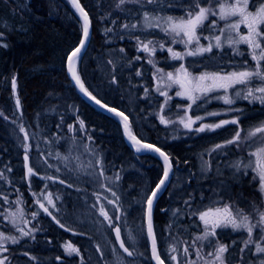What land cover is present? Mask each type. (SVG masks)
<instances>
[{"label": "trees", "instance_id": "16d2710c", "mask_svg": "<svg viewBox=\"0 0 264 264\" xmlns=\"http://www.w3.org/2000/svg\"><path fill=\"white\" fill-rule=\"evenodd\" d=\"M79 2L92 26L90 41L77 62V72L82 82L102 103L127 115L133 135L164 150L172 161L174 176L179 175L177 180L176 176L172 179L161 194L153 213L156 237L168 240L176 228V220L170 218V209L181 211L180 225L185 226L199 219V215L191 216L193 209L200 211L209 204L208 196L216 182H213V176L203 179L200 173H196L199 159L197 152L212 141L216 142L217 138L200 133L192 141L171 139L169 127L160 122L157 111L161 110V100L164 98L155 92V83L159 71L172 69L169 66L171 53L166 50L170 43L156 33H146L142 15L145 11L153 15L159 12H151V6L147 3L125 4L118 8L119 0ZM166 7L163 5V9ZM165 10L171 11L169 8ZM124 24L129 27L124 28ZM133 24H136L135 28L131 27ZM82 26L83 22L69 0H0L1 204L7 198L14 200L19 196H29L28 173L25 169L29 145L26 140L19 141L13 129L18 128L20 122L29 132L30 128L36 127L38 119L42 120L41 112L47 108L53 111L54 106L63 112L66 106V111L70 113L67 107L77 104L80 107L79 119L84 122L86 129L89 127L95 131V138L100 134L105 137L107 126L110 123L114 125L117 133H112L111 141L106 142L109 153L107 159L121 169H127L128 162L132 166L137 165L133 170L135 173L130 172L120 180L121 188L130 198L139 191L141 177L145 178L146 187L151 189L163 176L162 162L151 154H135L125 143L119 123L83 100L69 79L67 58L79 46ZM149 40L156 46L154 54L141 50L139 42L147 43ZM14 79L19 105L14 99ZM162 111L168 115L172 109L165 107ZM47 120L51 124L46 132L52 138L59 132L58 119L49 114L42 123ZM10 121H14L16 127ZM148 162L151 168H147ZM248 182V177H244L237 192H241L243 201L251 199L249 193L256 194L253 200L259 203V191H254L253 187L250 192L245 190ZM231 185L236 190L237 183ZM131 213L135 216L137 209L132 208ZM157 241L160 255L165 259L160 241ZM230 248L235 252L231 254V257L236 256L234 262L240 260V264H245L244 259L237 256L238 245Z\"/></svg>", "mask_w": 264, "mask_h": 264}, {"label": "rangeland", "instance_id": "374dc122", "mask_svg": "<svg viewBox=\"0 0 264 264\" xmlns=\"http://www.w3.org/2000/svg\"><path fill=\"white\" fill-rule=\"evenodd\" d=\"M191 2L192 0H157V3L154 5H147L151 6V12H159V14H156L157 16L171 15L174 17H182ZM201 2L206 4L207 0H201ZM212 3L213 6H215V0H212ZM163 5L165 7L167 6L165 9L169 8L171 11L163 9ZM214 19L218 20L217 17H210L209 21ZM224 23V21L218 20L219 27H223ZM143 30L146 33H156L157 36L165 38V40L170 43L166 46L167 51L168 48H172L173 51L186 53L189 49H194L197 46L195 42L188 46L182 42H174L172 36L162 31L161 28L143 27ZM240 30L241 32H246L243 25ZM199 34L201 37L200 44L207 46L209 42L215 44L213 37L219 35V32L211 28L209 22H206L204 29L200 30ZM176 39L177 41L179 40V38ZM239 48L244 55L235 54L233 48L224 44L222 48L213 47L210 53L197 56L185 55L181 60V64L180 60L173 59L170 54L169 66L172 69H162V71H159L155 83V92L159 94V97L164 98L161 100L162 108L159 107L161 110L157 111V115L159 114L160 117L163 115L164 118L169 121V123L163 124L169 127L171 139L174 138L175 140L185 141H191L199 137L200 132L195 131V129L200 127L202 123H207L204 118H208L209 124H212L218 123L221 120H231L239 117V125H225L226 130L223 129L225 132L219 141L212 142L208 146L200 148L197 152L199 159L196 173H200V177L203 179L213 176V182H216V185H212V192L210 191L211 193L208 196L210 204L200 211L207 210L209 207L221 206L224 203H228L234 208H242L245 214L255 216L254 205H259L262 210H264V205L261 204V201L259 203L250 202V204L244 202L240 205L239 201L242 200L241 192H235L232 199L230 196L232 194L230 184L232 182L240 184V179L245 177L243 165H241V171L239 172H237L232 165L238 160H243L244 164H247L250 159H254L250 157L248 153L255 149V145L251 148L247 147V145H241L240 147L228 145L216 151H212V149L216 144H224L225 141L231 139L238 128L243 129L241 132L242 139L246 137L250 128L264 121V104H260L258 101L252 102L250 100L237 98L235 93L241 91L243 95L244 89V86L237 85L229 89L227 93L234 99L235 102L233 104L228 105L224 103L223 99H217L216 97H223L225 95L223 90H218L208 93L205 96H200L196 103L192 104L189 109L188 105L191 104V101L185 97L176 96V92L180 91V88L178 85L171 84L166 75L169 72L175 75L177 69H179L181 65L187 68L188 72L194 76H198L203 72H219L225 74L234 70H241L244 67H253L255 61L251 58L250 49L244 44H241ZM245 61L247 64H245ZM255 83L258 84L259 82L257 81ZM158 87L160 91H157ZM13 90L14 99L17 101L18 96L16 88H13ZM161 92H167V96L161 95ZM197 95L199 96V94ZM165 107L172 109L170 114L168 113V115H166L165 112L162 111ZM56 108L57 106H54L53 111L50 112H48V108L45 109L44 112H41V119L43 120L45 118L44 114L47 113L48 116L49 114L57 116V119L60 121L63 110H61V108L57 110ZM67 108L70 110V113H73L72 116H78L80 107L77 104L69 105ZM64 109V112L68 111H66V106ZM211 112H217L219 115L211 116L209 115ZM188 116H192L193 119L196 116H201L203 119L196 121L192 128L188 129L179 123L181 117L187 118ZM117 119L121 122L119 118ZM42 120L38 119L36 126H43L46 130L51 122L47 120L43 124ZM80 121L81 119H76L75 123L77 128H75V134L72 137L71 144L66 146L62 145L61 137H58L55 141H53V138L50 140L47 137L42 140L36 139L33 131L29 130V132H27V128L23 127L25 126L23 125L24 123L21 124L19 122V127L13 129L18 135L19 141L26 140L29 144L26 155L28 157L29 166L34 169L37 175L29 176L28 178L33 188L30 186L27 192L33 195L32 199H28L27 196L23 195V197L19 196L14 200L7 198L4 204L0 203V233H2L4 237H14L18 240V243H12L11 239H0V243L8 249L6 252L0 249V259L7 257L6 264H29L22 256H18L19 259H15L16 253L14 254L12 248L21 249L18 245L23 244L25 246L27 245L24 243L26 240H34L36 238L41 217L37 206L38 204H36L37 200L45 203L58 218H62L78 233L79 236L75 238L72 244L80 249V254L83 257L81 261V256H79L81 264H119L120 261H122L123 264H150L151 256L148 238L145 227L143 226L144 221L140 222L139 220L144 218L147 207L146 202L154 188H147L145 185V178L141 177L139 191L134 194L133 198L125 194V191L120 186V180L122 176L126 174L129 175L130 172L135 173L136 171L133 170L137 168V165L132 166L131 163L128 162L127 169H121L107 159L109 153L106 142L111 141L113 136L112 133H117L116 130H114V125L110 123L105 132L106 136L104 137L100 134L97 137L99 141H96L93 139L95 131L89 127H87V130H84L80 127ZM10 123L13 127H16L14 121H10ZM21 127H23L24 131H21ZM33 129L38 130L37 128ZM119 129L124 139V134L120 125ZM206 132L211 133L213 131ZM25 133H27V139H25ZM78 135L79 137L76 139ZM151 167V163L148 162L147 168ZM174 173L175 171L173 169L171 179L176 176L177 180L179 175L176 174L174 176ZM254 175L255 173L251 169H247L246 176L251 177L249 182L252 181L254 184V191H258V180L252 179ZM53 176L60 178L62 176V178L68 183H71L73 187L66 191L59 189L53 180L47 179V177ZM249 182L245 185V190L250 192L252 191V185H250ZM41 193H43V195H41ZM49 193H51L55 207L48 203L47 197ZM113 193H115V195H113ZM249 195L252 196L251 200H253L256 194L249 193ZM109 201H114V203H109ZM101 207L108 212L109 217H111V222L101 215ZM132 208L137 209V214L135 216H132L134 215L131 213ZM200 211H198L197 208L193 209L191 216H197ZM194 212L197 214H193ZM12 213H16V216L13 217ZM33 213H37V215L33 216ZM169 214L171 215L170 218H173L174 221L176 220L177 224L174 223L176 228L172 230L170 238L168 240L166 239L167 241L157 238L162 246L165 263L175 264L174 261L168 258L170 255H177L180 264H184L186 259L196 261L195 246L192 245V242L197 236L203 235V222L200 221V219H196V221L190 224L186 223L184 226L180 225L181 221H179L181 211L174 208L170 209ZM193 219L194 218H191V220ZM13 221L15 222L13 223ZM115 224L121 225L123 236L129 248L134 251L136 256L135 259H127L117 249L111 236L112 227ZM21 228H23L25 232H28L29 235H23L19 231ZM196 228H199L198 233L194 231ZM259 231V228H257L253 234L257 243L260 242ZM246 238V232H233L230 229H218L217 237H211L210 239L218 240L219 243L229 245L228 252L225 253L226 264H240V260L234 262L235 256L231 257V254L235 252L232 251L230 247L235 246V244L239 245L238 255H240V258L241 256L243 257L245 264H256L258 254H255V245H250L249 248H245L243 252L240 251L241 248H244L243 240ZM233 241L236 243L233 244ZM66 243H68V241H65L64 245ZM199 245H203L202 252L205 255L211 250L207 241H197L196 246ZM172 247H176L177 252L172 253ZM184 247H189L191 253L189 257H185L183 252ZM71 256L76 255L73 254ZM34 257V261L38 262L40 257ZM67 257H69V255ZM209 259L211 258L209 257ZM243 259L241 261H243ZM197 264H204V262L203 260H199Z\"/></svg>", "mask_w": 264, "mask_h": 264}, {"label": "snow or ice", "instance_id": "6c2138e0", "mask_svg": "<svg viewBox=\"0 0 264 264\" xmlns=\"http://www.w3.org/2000/svg\"><path fill=\"white\" fill-rule=\"evenodd\" d=\"M72 3L83 17L84 23L82 26V39L79 42V46L76 47L67 58L68 71L72 74V77L79 86L81 92L91 100L95 101V103L102 108L107 109V111L114 113L116 116L123 119L125 133L136 146L137 152L142 150L153 151L159 153V155L164 158L165 166L163 178L159 180L155 191L151 193V198L147 200L146 204L147 234L151 238V258L156 261V264H165V259L161 258L157 247V238L152 223V207L153 198L156 197L157 193L161 191L162 187L165 186L166 181L169 179V172L171 169L169 157L166 153L161 151L160 148L150 143H144L133 135L128 123V117L125 116L123 112H119L115 108H110L107 104L102 103L100 99H97V97L85 87V84L82 82L74 65L78 62L79 54L86 46V42L89 39L91 22L87 12L81 7L79 0H72ZM128 3L141 5L144 3L155 4L157 3V0H119L117 7L119 8ZM142 15L143 26L145 28H161L162 31L172 36L174 42H182L186 46L193 44V42L196 43L197 46L194 49H189L186 53L173 51L172 48H168V52L171 53L172 58L175 60H182L185 55L197 56L204 53H210L212 52L213 47L222 48L224 44L233 48L237 55H244L239 48L241 44L246 45L247 48L250 49L251 58L255 61L253 67H244L241 70H234L225 74L219 72H203L198 76H194L188 72L187 68L181 65V67L177 69L175 75L172 72L167 73L168 81H170L171 84L178 85L180 88V91L176 92V96L185 97L191 101V104L188 105L189 109L192 104L196 103L200 96H205L208 93L218 90H223L225 95L216 98L223 99L225 104L231 105L235 101L227 93L229 89L234 88L237 85L244 86L243 95L241 91L235 93L237 98L250 100L252 102L258 101L260 104H264V0H215V6H213L212 0H207L206 4H203L201 0H192L182 17H174L171 15L157 16L150 14L147 11L143 12ZM210 17H217L219 21H224L225 23L223 27H219L218 20L216 19L209 21ZM206 22H209L211 28L218 30L219 35L213 37L215 44L209 42L207 46H204L200 44L201 37L199 31L204 29ZM242 25L246 29V32H241L240 29ZM123 27L128 28L129 25L124 24ZM131 27L135 28L136 24H133ZM0 35H2V33H0ZM176 38H179V40L177 41ZM139 43L142 46V51L151 54L155 53L156 46L153 41L149 40L147 43L140 41ZM149 45H152V47H149ZM160 47L163 48V45H160ZM137 59H139V57H137ZM149 63H152V61L149 60ZM245 64H247L246 61ZM137 74L139 75V73ZM257 81L259 82L258 84L255 83ZM12 85L13 88L16 87L15 80L12 81ZM157 91H160L159 87L157 88ZM197 94H199V96ZM161 95L167 96V92H161ZM16 103L19 105V99H17ZM209 115L217 116L219 113L211 112ZM160 119L162 123H169L163 115H161ZM202 119L203 117L201 116H196L194 119L192 116H188L187 118L181 117L179 123L185 128L191 129L196 121ZM239 123L240 120L239 117H237L231 120H221L218 123H204L196 128L195 131H215L225 125H239ZM80 127H85L83 121H80ZM21 131H24L23 127H21ZM242 131L243 129L238 128L231 139L225 141L224 144H216L212 151L225 148L228 145H235L237 147L247 145L249 148L255 145V149L248 153V155L254 159H250L247 164H244L243 160H238L232 165V167L239 172L241 171V165H243L245 175L247 174V169H251L255 173L252 179L258 180V191L261 194V204L264 205V121H261L257 126L250 128L247 132V136L243 139L241 137ZM25 139H27V133H25ZM25 159L27 160L28 157L25 156ZM28 175H37V173H35L34 169L29 166ZM47 179L54 180L55 178L47 177ZM59 182L61 184L64 183L63 180ZM41 195H43V193H41ZM113 195H115V193H113ZM47 199L48 203L55 207L51 193L48 194ZM36 202L40 204L43 211L51 216L61 228L65 227L64 224H61L60 221L52 215L44 204L40 203L39 200ZM109 203H114V201H109ZM254 210L255 216L245 214L242 208H234L231 204L224 203L221 206L209 207L207 210L198 212L199 219L203 222L204 230L203 235L197 236L192 242V245L195 246L197 260L193 261L186 259L184 264H197V261L199 260H203L204 264H226L225 253L228 252L229 245L219 243L218 240L210 239L211 237H217L218 229H230L233 232H246L247 238L243 240L244 248H241L240 251L243 252L244 249L249 248L250 245H255V254H258L256 264H264V246H262L264 245V210H262L259 205H254ZM100 213L105 219L111 222V217H109L108 212L103 207H101ZM193 214L197 213L194 212ZM35 215H37V213H33V216ZM12 216L15 217L16 213H12ZM14 222L15 221H13V223ZM257 228L260 230L259 243H257L253 237ZM19 231L25 236L29 235V233L25 232L23 228L19 229ZM115 233L117 240L120 241V247L128 254V256H133L134 252L130 251L125 245L124 240L121 239L120 229L115 228ZM0 239H11L12 243H18L16 238L4 237L2 233H0ZM197 241H207L211 250L205 255L202 252L203 245L196 246ZM234 243L236 242L233 241V244ZM0 249L4 252L8 251L2 243H0ZM64 249L69 256L73 254L81 256L80 249L71 242L66 243ZM171 252H177V248L172 247ZM183 252L185 257L191 255L189 247H184ZM209 257L211 259H209ZM168 258L174 261L175 264H180L177 255H170ZM33 259H35V257H33ZM82 260L83 257L81 256V261ZM6 261L7 257H3L0 259V264H6ZM119 264H123V262L120 261Z\"/></svg>", "mask_w": 264, "mask_h": 264}, {"label": "flooded vegetation", "instance_id": "af4514ba", "mask_svg": "<svg viewBox=\"0 0 264 264\" xmlns=\"http://www.w3.org/2000/svg\"><path fill=\"white\" fill-rule=\"evenodd\" d=\"M63 124L65 123L61 121V125ZM68 128L71 129L70 132L67 130V128L64 129L61 128V138L63 137V135L71 134L73 133V131L75 132L76 123L70 122L68 124ZM94 139L98 141L97 138ZM53 178L58 179L57 181L54 179L53 182L56 184L57 187H59V189H63L66 191L68 190V188L72 187L66 185L65 183L61 184L59 182L61 180H64L62 176L61 178L60 177H53ZM32 197L33 195L30 193V198L32 199ZM39 214L41 217L39 221L40 223L38 224L39 228L36 233V238L34 240L33 239L26 240V242L24 243L27 245L25 246L23 244L18 245V247L21 249L12 248L14 254L16 253L15 259L18 258V256H22V258L28 261L29 264H81L79 256L76 255V256H69L70 258L67 257L68 255L63 247L65 241L74 243L75 238L79 236L78 233L71 227V225L66 223L62 218H58V216H56L55 214L54 215L60 221V223L64 224L66 227L73 230V233H67L62 229H59L40 210H39ZM54 230L56 232H54ZM34 256L40 257L38 262L34 261L33 259Z\"/></svg>", "mask_w": 264, "mask_h": 264}, {"label": "water", "instance_id": "95a60500", "mask_svg": "<svg viewBox=\"0 0 264 264\" xmlns=\"http://www.w3.org/2000/svg\"><path fill=\"white\" fill-rule=\"evenodd\" d=\"M70 2H71V4H72L73 8L76 10V12H77V14L79 15V17L81 18V20L83 21V17L81 16L80 12L76 9V7H74V5H73V3H72V0H70ZM81 7H82V6H81ZM83 23H84V21H83ZM90 37H91V24H90V34H89V39H90ZM89 39H88V41L86 42V46H87V44H88V42H89ZM86 46L81 50V52H80V54H79V57H80V56L83 54V52L85 51ZM74 59H75V58H74ZM67 72H68V75H69L70 79L72 80L73 84L76 86L78 92L80 93V95H81L84 99H86L88 102H90L91 104H93V105H94L95 107H97L99 110H102V111H104L105 113L109 114L110 116H116L114 113H111V112L107 111V109L102 108L100 105L96 104L95 101L91 100L88 96H86L83 92L80 91V88H79V86L76 84L75 80L73 79L72 74L68 71V60H67ZM116 117H118V116H116ZM120 118H121V117H120ZM121 120H122V124H123V131H124L125 138H126L127 142L129 143V145H130L132 148H135V145H134L133 142L128 138V135L125 133V130H124V121H123L122 118H121ZM144 143H145V142H144ZM143 152H150V153L155 154V155L158 156V157L164 162V164H165L164 158H163L162 156H160L159 153H156V152H153V151H148V150H143ZM164 153H165V152H164ZM169 161H170V159H169ZM170 164H171V161H170ZM171 170H172V164H171V169H170V172H169V179L166 181V184H165V186L162 187L161 191H159V192L157 193L156 197L153 198L152 218H153V209H154V205H155V203H156V201H157V199H158L160 193L166 188V186H167V185L169 184V182H170V179H171ZM155 189H156V188H155ZM154 191H155V190H154ZM150 198H151V197H150ZM50 217H51V216H50ZM146 229H147V212H146ZM114 236H115V239H116L117 245H118L119 248L124 252V250L120 247V241L117 240V238H116L115 229H114ZM148 238H149V242H150V250H151V238H150L149 236H148ZM121 239H122V237H121ZM124 253H125V252H124ZM125 254H127V253H125ZM127 255H128V254H127ZM130 257H132V256H130ZM152 261H153V264H156V261H155L154 259H152Z\"/></svg>", "mask_w": 264, "mask_h": 264}, {"label": "bare ground", "instance_id": "6f19581e", "mask_svg": "<svg viewBox=\"0 0 264 264\" xmlns=\"http://www.w3.org/2000/svg\"><path fill=\"white\" fill-rule=\"evenodd\" d=\"M48 112H50V109L48 110ZM38 113V111H37ZM37 116V114L35 115V117ZM44 117L47 118V113L44 114Z\"/></svg>", "mask_w": 264, "mask_h": 264}]
</instances>
